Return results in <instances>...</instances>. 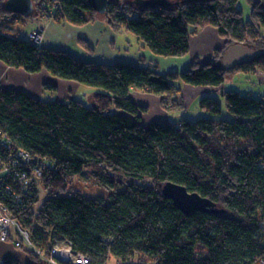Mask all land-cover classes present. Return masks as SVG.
Returning a JSON list of instances; mask_svg holds the SVG:
<instances>
[{
    "label": "trees",
    "instance_id": "16d2710c",
    "mask_svg": "<svg viewBox=\"0 0 264 264\" xmlns=\"http://www.w3.org/2000/svg\"><path fill=\"white\" fill-rule=\"evenodd\" d=\"M180 1L140 7L134 0H112L100 14L88 0H34V11L23 16L10 13L6 0H0L2 20L50 17L82 26L103 15L114 29L126 28L165 56L187 54L191 36L206 26L225 39L211 60L196 59L187 69L162 74L156 65L83 60L0 31V61L8 66L47 69L101 89L88 105L75 98H36L0 84V131L13 148L48 161L28 192L12 177L2 180L21 201L7 194L0 200L45 253L68 239L91 258L90 264H107L111 255L117 264H257L264 259V94L221 90L231 118L221 116L215 96H205L200 106L210 115L149 123L142 121L149 107L130 95L132 89L155 94L170 111L185 106L180 80L218 88L228 74L264 71V5L255 2L244 18L239 0ZM234 44L260 53L226 68L222 58ZM44 88L57 87L45 83ZM84 172L117 190L107 198L88 196L76 186ZM166 181L212 199L225 213L185 214L164 195Z\"/></svg>",
    "mask_w": 264,
    "mask_h": 264
},
{
    "label": "crops",
    "instance_id": "0c3cea01",
    "mask_svg": "<svg viewBox=\"0 0 264 264\" xmlns=\"http://www.w3.org/2000/svg\"><path fill=\"white\" fill-rule=\"evenodd\" d=\"M46 19L41 17V21H36L32 30V34L37 31H44L45 39L42 44L44 47L64 49V51L66 50L76 57L99 62L104 61L109 64L115 63L116 61H126L143 65L148 60L151 62L156 59L155 55H144L139 52L142 48L146 47V44L138 37L139 50L135 53H129L127 52L129 48H125L126 53H122V50L118 49V46L128 47L122 41V33H118L105 19L98 18L92 23L83 25V27L65 21L58 22L56 20ZM80 39L87 41L89 47H85ZM224 45L225 39L219 35L215 27L206 26L201 28L195 35L191 36L190 50L181 63H178V65L171 63L167 68L178 70L180 67L190 65L196 59L201 62L209 61L212 59L214 51L222 48ZM144 52L146 53L147 51L145 50ZM253 74L254 79H256L254 84L257 82V85L264 87V71L258 70L253 72ZM251 80L252 78H250ZM45 83L57 87L55 90V93H57L55 94L57 95L56 97L53 95L54 97L52 96L53 98H51L50 93H45ZM0 84L4 87L23 89L36 98L65 101L75 98L84 101V98H82L83 92L80 91L85 88L82 87L80 82L54 76L47 69L31 73L23 68L8 66L0 61ZM178 84L182 88L181 94L184 98L185 106H188L192 102L193 97H196L200 93L215 92L217 90L221 92V90H224L222 89L223 84L218 88L207 86L194 87L192 85H185L183 87L180 83ZM94 94L95 92H90L89 97H92ZM130 95L135 102L146 105L149 108L151 107L153 110L142 115L143 122L149 123L155 119L163 122H172L169 111L162 107L159 96L144 92L140 89H132Z\"/></svg>",
    "mask_w": 264,
    "mask_h": 264
},
{
    "label": "rangeland",
    "instance_id": "374dc122",
    "mask_svg": "<svg viewBox=\"0 0 264 264\" xmlns=\"http://www.w3.org/2000/svg\"><path fill=\"white\" fill-rule=\"evenodd\" d=\"M257 1H261V4L264 5V0H239L238 6L243 10L244 18H249L252 5ZM44 18H47L46 20H48V19L54 20L50 17H44ZM98 18L106 20V17L103 15H99ZM36 21H41V17L34 18V19L28 20V21H25L23 19H21L19 21H13L11 19H4V20L0 19V31L4 34H7L10 37H14V38L22 37V38H27V39H30L31 35L39 32L38 34L41 36V39H44L45 38L44 31H37V32H34L32 34V30H33V27L35 26L34 24L36 23ZM78 26L83 27V25L82 26L78 25ZM116 31L120 34L122 33V38H123L122 41H123L124 45L128 46V47L118 46V49H121L122 53H126L125 48H129V51L126 50L129 53H135L139 50L138 49L139 41H138V38L135 34L128 31L124 27H122L121 29H118V30L116 29ZM40 44L42 45L41 42H40ZM52 49L64 50V49H59V48H52ZM254 49H256V48H254ZM145 50L147 51L146 53L144 52ZM139 52L144 54V55L145 54L155 55L156 56V59H154L155 61L149 62V60H148L143 65H147V64H152L153 66L156 65L155 68L162 74H166V73L171 72V71L180 72L184 69L189 68V66H190V65H186L185 67H180L178 70H175L173 68H167L168 66L171 65V63H175L177 65H178V63H181V61L184 59V57L188 53L185 55H182V56H165L162 54H156V53L152 52L151 49L148 48V46L142 48ZM77 58H80V57H77ZM80 59H83V58H80ZM83 60H87V59H83ZM100 62H104V61H100ZM121 62H126V61H121ZM104 63H108V62H104ZM127 63H131V62H127ZM133 64H135V63H133ZM250 78H252L251 81H250ZM254 78H255L254 74L250 73V72H238V73L228 74L225 78L222 89H224V90L225 89L226 90H237V91L242 92L243 94H251L253 96H261L262 94H264V87L257 85V82H256V84H254V81H256V79H254ZM49 82L53 84L52 81L49 80ZM178 83H180L183 87L185 85H189V84L184 83L183 80H180ZM80 84L82 85L83 88H85V89H81V91H80V92H83L82 98H84V101L86 102V104L92 105V103H93L92 97H89V94H90V92L96 93L98 90H100V88L88 86V85L83 84V83H80ZM179 87H180V90L182 93V88L180 85H179ZM44 89H45L46 94L50 93L51 98H53L54 96L55 97L57 96V95H55V94H57V93H55V90H51V89H47V88H44ZM205 96H215L218 99L220 106L222 108L221 116L225 117V118L226 117L227 118L232 117L231 113L228 110V107H227V104H226L224 97L221 95V92L219 90H217L215 92L200 93L196 97H193L192 102L190 104H188V106H184L180 109L170 110L169 111L170 120L172 122H178L180 119H183V118L195 120V119H198L200 117L210 115L206 110L202 109L200 106V101ZM183 102H184V98H183ZM184 105H186L185 102H184ZM149 111H153L151 109V107L149 108L148 112ZM76 183H77L76 186L79 190H81L82 192H84L88 196H92V197L104 196L107 198L109 192H115L117 190V188L110 187L108 185L97 182L96 180H94L90 176L89 172H84L82 174V176L76 180ZM44 195H45L44 191L41 190V196H40L39 204H41V202L43 201ZM58 243H61V241H58ZM107 264H117L116 257L114 255H111Z\"/></svg>",
    "mask_w": 264,
    "mask_h": 264
},
{
    "label": "built area",
    "instance_id": "2783aa9c",
    "mask_svg": "<svg viewBox=\"0 0 264 264\" xmlns=\"http://www.w3.org/2000/svg\"><path fill=\"white\" fill-rule=\"evenodd\" d=\"M37 37L40 39V43L41 36L37 35ZM47 164L48 161L38 155H32L23 148H13V142L9 136L0 131V194H7L13 197L15 201H21V195L17 190L13 189L8 183L2 185L1 181L12 177L22 191L28 192L33 177L40 176ZM0 240L12 243L17 249L29 254L32 259L31 264H33L34 259L36 264H90L91 261L88 255L78 252L68 239L56 244L49 254L45 253L34 242L29 231L24 229L18 219L13 216L8 205L1 200ZM0 264L25 263L0 256ZM257 264H264V259H261Z\"/></svg>",
    "mask_w": 264,
    "mask_h": 264
},
{
    "label": "water",
    "instance_id": "95a60500",
    "mask_svg": "<svg viewBox=\"0 0 264 264\" xmlns=\"http://www.w3.org/2000/svg\"><path fill=\"white\" fill-rule=\"evenodd\" d=\"M46 2L47 0H42ZM92 7L104 14L107 6L112 0H88ZM180 0H134L140 7H168L180 3ZM5 7L10 13H19L23 16L31 14L34 9V0H6ZM260 51L242 44L230 46L223 55L222 63L226 68H232L249 62L255 58ZM162 191L165 196L173 200V203L185 214L189 215L195 211L209 214H223L226 209L218 206L212 199L203 196L199 192L190 191L185 185L166 181ZM0 256L6 259L17 260L25 264H31L32 259L26 252L17 249L12 243L0 240Z\"/></svg>",
    "mask_w": 264,
    "mask_h": 264
},
{
    "label": "bare ground",
    "instance_id": "6f19581e",
    "mask_svg": "<svg viewBox=\"0 0 264 264\" xmlns=\"http://www.w3.org/2000/svg\"><path fill=\"white\" fill-rule=\"evenodd\" d=\"M38 33H39V32H37V33L31 35V38H30L31 40H33V41L36 42V43H38V42L40 41V39L37 37V35H39ZM44 39H45V38H44ZM44 39H41V43H42V44H43Z\"/></svg>",
    "mask_w": 264,
    "mask_h": 264
}]
</instances>
